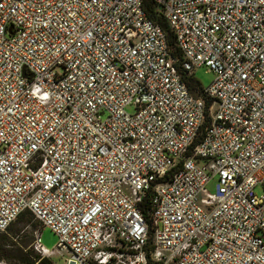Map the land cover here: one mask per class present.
<instances>
[{"label": "built area", "instance_id": "1", "mask_svg": "<svg viewBox=\"0 0 264 264\" xmlns=\"http://www.w3.org/2000/svg\"><path fill=\"white\" fill-rule=\"evenodd\" d=\"M143 2L0 0V233L28 211L67 264H264V0H152L174 48Z\"/></svg>", "mask_w": 264, "mask_h": 264}, {"label": "rangeland", "instance_id": "2", "mask_svg": "<svg viewBox=\"0 0 264 264\" xmlns=\"http://www.w3.org/2000/svg\"><path fill=\"white\" fill-rule=\"evenodd\" d=\"M193 78L200 84L202 88L205 89L212 83L214 75L210 72H206L205 69L200 68L196 69L193 72ZM125 111L129 114L133 113V109L131 107H127ZM215 184V179L210 180L209 183L205 186V193L214 194ZM254 193L260 195L262 193L261 187H256L254 189ZM10 228V233L0 234V256L9 258L13 257L17 254L18 249H21L25 246L26 249L23 252L30 249L35 254H37L32 248L33 230L36 228L40 229L41 226L33 216L27 214L20 221L14 222L10 226ZM40 233L41 245L49 251H58V253L54 252L50 256V261L53 264H67V260L69 259L68 252L64 249H57V237L48 228H41ZM0 262L8 264L7 261L4 259H0Z\"/></svg>", "mask_w": 264, "mask_h": 264}, {"label": "trees", "instance_id": "3", "mask_svg": "<svg viewBox=\"0 0 264 264\" xmlns=\"http://www.w3.org/2000/svg\"><path fill=\"white\" fill-rule=\"evenodd\" d=\"M143 7H144V10H145L147 16L163 29V31L165 32V34L167 36L168 44L174 48V40H173L172 34H171L168 26L166 25L164 19L162 17L158 16L160 14L158 13V10H157L156 6L153 4L152 0H144ZM174 53L177 57L180 58V53L178 52L177 49H174ZM182 78L185 81V83H186L188 89L191 91V93H193L196 96L200 95L199 93H200L201 86L193 78L192 75L182 73ZM205 102H206V107L210 106L209 100H205ZM147 196H148V194L146 195L145 199L142 200V202L140 203V206L142 207L143 213L148 218L149 208L147 205ZM27 214L32 216V214L30 212L25 211L22 214H20L14 222L20 221ZM10 226L3 233H10L11 232ZM25 247L18 249L17 254L14 255L13 257L9 258V257L0 256V259L6 260L8 264H53L49 258H42L40 255L35 254L30 249L23 252L26 249Z\"/></svg>", "mask_w": 264, "mask_h": 264}]
</instances>
